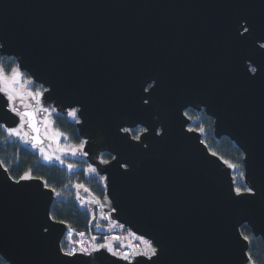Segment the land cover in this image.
I'll list each match as a JSON object with an SVG mask.
<instances>
[{"label":"water","instance_id":"obj_1","mask_svg":"<svg viewBox=\"0 0 264 264\" xmlns=\"http://www.w3.org/2000/svg\"><path fill=\"white\" fill-rule=\"evenodd\" d=\"M237 15L258 23L264 0H0V42L50 90L44 106L66 116L78 109L84 157L97 168L91 175L107 177L97 210L107 224L163 245L162 264H247L244 225L264 241V200L232 199L234 171L211 155L200 132L188 131L185 115L204 110L215 137L249 157L245 175L264 182V81L245 75L255 66L247 58H260L251 42L234 39L227 22ZM157 82L145 104L141 97ZM11 117L0 107L5 131L16 126ZM122 127L148 132L136 141ZM104 153L115 159L100 163ZM14 181L0 161V257L64 264L69 258L57 247L71 228L49 219L56 194L38 178ZM76 259L128 264L106 252Z\"/></svg>","mask_w":264,"mask_h":264},{"label":"snow or ice","instance_id":"obj_2","mask_svg":"<svg viewBox=\"0 0 264 264\" xmlns=\"http://www.w3.org/2000/svg\"><path fill=\"white\" fill-rule=\"evenodd\" d=\"M227 23L234 39L240 44L251 42L254 51L260 58L259 61L253 59L252 57L247 58L251 64L255 65L251 68L245 67V75L247 76V79L250 81H256L257 79L264 81V30H262L260 35H257L256 25L247 15H237L234 19L228 21ZM257 40L262 41L258 47L256 46ZM5 57H7V62H5ZM147 83L148 80H145L141 84L142 90H144V85ZM158 89L159 83L157 82L152 88V92L149 96L141 97L143 102L148 104L150 100H153ZM45 92H50V90L44 88L43 84L36 87L35 81L30 76H26L25 72L21 70V64L18 62L16 54L8 51L6 43L0 42V100H3V105H0V107L7 108L8 112L12 114L11 118L14 120L16 125L14 127L5 126L7 135L9 137H16L25 144H31L33 148H38L44 161L50 162L51 160L56 159L63 164L64 160L60 155L53 156L45 151L44 139L40 135L41 124L49 122L46 118L50 116L53 111H55V109L44 106ZM149 107H151V105H149ZM68 115L71 116L73 120H76L78 109H70L68 111ZM185 115H187V113H185ZM16 117L19 118L18 121H15ZM136 123L137 121H133V125ZM121 131L125 134H130L132 140L140 141L144 133L148 132V128L145 127L139 129L135 134H132L134 127H122ZM188 131H193V129L189 128ZM204 131L205 129L203 127L199 128L200 133H203ZM154 132L156 135L162 134L161 132H156L155 130ZM62 135L63 133L57 131L54 137H48V139L58 140ZM124 138L127 139L128 137L125 136ZM86 144L87 141L84 140L79 144L72 145L67 148V150L58 149V151L62 152L65 156H76L82 152ZM144 146L147 147V145ZM245 151L247 152V150ZM83 155H87V152H83ZM211 155L216 156L217 154L212 152ZM113 159H115V157H113ZM248 159V156L243 157L242 163L246 165L248 163ZM100 163L107 164L109 161L101 160ZM223 163L233 171L239 170L242 166L240 162L232 163L229 160H223ZM122 166L125 168L127 167V165ZM67 168L71 171L74 168V165L68 164ZM5 171H8V169L5 168ZM87 171L88 173L95 174L97 172V168L89 165ZM238 177L240 180L250 181L251 186H245L243 188L240 186L232 187L231 192L234 193V196H232L233 200L239 198V200H237L238 203L245 200L253 202L256 199L257 194H259L261 199L264 200V182L257 183L252 181L251 174L249 173V175L246 176L244 171H239ZM33 178L31 170L25 171L14 181V183L16 185H20L21 181H27ZM101 180L106 182L107 177H101ZM232 182L233 185L237 184V176L232 177ZM42 184L44 187H48L47 181H42ZM75 187L78 189L83 188L85 192L89 191V189L85 188L82 184H76ZM50 191L55 193L57 196L60 195V193L56 192L54 188L50 189ZM93 202L96 204L100 203L98 200ZM81 203L83 205L84 201H81ZM113 211H115V209H113ZM49 219L55 220V217L50 215ZM58 223L64 224L65 222L60 220ZM42 232L49 233V228L46 226L43 227ZM76 235H78L81 239L72 240L70 233L67 237V240L69 241L68 247L65 248L62 244L57 247L58 256L62 255L63 257L69 258L64 261V264H77L76 258L81 255L88 256L92 258V260H99L105 252L113 257L127 261L128 264H133V262L134 264H162L164 256L163 245H160L159 243L154 244L153 240L146 239L143 236H136L134 233H129V235L134 236L139 243L135 245H126V251H119L113 246V241H118L120 239L119 237H105L104 243H95L97 239L95 236H92L91 241L89 242L83 239L85 232H79L76 233ZM243 239L248 241L249 237L244 235ZM246 255L247 264H255L251 253L248 252Z\"/></svg>","mask_w":264,"mask_h":264},{"label":"trees","instance_id":"obj_3","mask_svg":"<svg viewBox=\"0 0 264 264\" xmlns=\"http://www.w3.org/2000/svg\"><path fill=\"white\" fill-rule=\"evenodd\" d=\"M7 62V57L4 58ZM26 74V73H25ZM27 75V74H26ZM28 76V75H27ZM187 117L190 120L189 128L199 132V128L203 127L205 131L202 134L204 144L211 152H215L221 160H229L232 163L240 162L241 168L234 171L233 176H237V184L235 186H247L244 180L238 177L239 171H244V164L242 158L244 154L242 151L227 137L217 139L214 134V121L208 117L204 110L198 112L188 109ZM53 129L63 133L62 142L65 145L79 144L82 139L78 133V129L74 122L69 121L64 116L55 115L52 117ZM141 127L134 129L132 134H135ZM102 159L111 161L113 156L109 153H104ZM64 163L61 164L58 160L53 159L50 162L44 161L42 156L27 146L23 145L18 139L9 137L4 128L0 125V161L4 168L8 169V173L13 180L19 178L25 171L31 170V175L34 178L47 181L50 189H55L60 193L57 196L56 202L51 209V216L55 217V221L63 220L65 224L69 225L73 232L72 240L77 239L76 233L85 232L89 234L92 230V217L87 209L80 207L77 202V195L79 194L76 184H82L96 199L103 201L105 196V187L101 179H96L87 176V165L82 160H72L63 158ZM68 164L74 165L70 171L67 168ZM242 235L249 237V250L255 264H264V241L260 237H255L251 229L244 225L241 228ZM104 239H100L102 243ZM63 247L67 248L69 241L67 239L62 241ZM0 264H8L2 257H0Z\"/></svg>","mask_w":264,"mask_h":264},{"label":"rangeland","instance_id":"obj_4","mask_svg":"<svg viewBox=\"0 0 264 264\" xmlns=\"http://www.w3.org/2000/svg\"><path fill=\"white\" fill-rule=\"evenodd\" d=\"M52 109H55L54 107H49ZM56 110L53 111L51 113L50 116H48L46 119L49 122L46 123H42L40 126V135L41 137L44 139V147H45V151L47 153H49L50 155L56 156V155H60L61 158H69L72 160H85V155H83L84 149L82 150V152L76 156H65L62 152L58 151V149H65L67 150V148L71 147L72 145H65L62 140L63 137H59V139H48V137H54L56 131H54L53 129V123L51 120V117L53 114H55ZM7 132V131H6ZM16 138V137H14ZM18 139V138H16ZM19 140V139H18ZM23 145L27 146L28 148H30L31 150L38 152L40 155L41 153L39 152L38 148H33L31 146V144H25L23 143V141L19 140ZM88 169V166H87ZM90 173H88L87 171V175H89ZM79 190V194L77 195V202L80 205V207L87 209L88 212L90 213L91 217H92V230L89 234L85 235L83 237V239L85 241H91V237L95 236L97 239L95 241V243H99L100 239H104L105 237H119V243L116 247V250L119 251H126L127 248L125 247L126 245H135L138 244L139 241H137L135 239L134 236H130L129 233H132L131 230L125 228L123 225L121 227V224L118 223H114L112 225L107 224L105 222V219L103 217V215L101 213H99V211L97 210L98 206H104L103 201H100L98 199H96L95 197L92 196V194L87 191L85 192L83 188L78 189ZM98 200L100 203L96 204L93 201ZM81 201H84L83 205L81 203ZM71 233V236L73 235V232L70 231L69 234ZM68 234V235H69ZM68 235H66V239L68 237ZM81 239L79 236H77V239L74 240H79Z\"/></svg>","mask_w":264,"mask_h":264},{"label":"flooded vegetation","instance_id":"obj_5","mask_svg":"<svg viewBox=\"0 0 264 264\" xmlns=\"http://www.w3.org/2000/svg\"><path fill=\"white\" fill-rule=\"evenodd\" d=\"M255 25H258L259 27H261L263 30H264V19L263 20H259V22L258 23H256ZM260 43H262V42H258V45H260ZM27 76V75H26ZM35 86L36 87H39L40 85H38V84H36L35 83ZM56 110V109H55ZM69 111V110H68ZM55 115H59V116H64V117H66L67 119H69V121H71V122H74L75 123V125H76V128L78 129V127H77V125L80 123V119H79V117H78V115H77V118H76V120H73V118L71 117V116H66V115H63V114H60V113H57V111L55 112V114H53L52 115V117L53 116H55ZM52 117H51V120H52ZM53 123V122H52ZM78 133H79V130H78ZM80 135V134H79ZM82 139V138H81ZM82 141H84V139H82ZM103 155V154H102ZM102 157V156H101ZM104 160V159H103ZM83 162H85L86 163V165L89 167V165H88V163L86 162V160H82ZM112 161V160H111ZM110 162V161H109ZM86 173H87V168H86ZM87 176H91V177H93L92 175H91V173L89 174V175H87ZM94 178V177H93ZM96 179H101V178H96ZM102 183H103V181H102ZM103 185H104V183H103ZM104 187H105V185H104ZM106 189V188H105ZM105 192H106V190H105ZM104 242V241H103Z\"/></svg>","mask_w":264,"mask_h":264}]
</instances>
